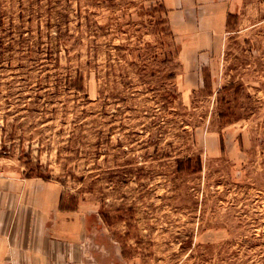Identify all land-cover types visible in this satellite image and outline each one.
Here are the masks:
<instances>
[{
  "label": "rangeland",
  "instance_id": "obj_1",
  "mask_svg": "<svg viewBox=\"0 0 264 264\" xmlns=\"http://www.w3.org/2000/svg\"><path fill=\"white\" fill-rule=\"evenodd\" d=\"M231 28L190 80L160 0H0V167L102 259L264 264V0Z\"/></svg>",
  "mask_w": 264,
  "mask_h": 264
},
{
  "label": "crops",
  "instance_id": "obj_2",
  "mask_svg": "<svg viewBox=\"0 0 264 264\" xmlns=\"http://www.w3.org/2000/svg\"><path fill=\"white\" fill-rule=\"evenodd\" d=\"M255 1L160 0L188 79L201 78L235 16ZM62 194L56 180L0 167V264H122L100 257L86 207H61Z\"/></svg>",
  "mask_w": 264,
  "mask_h": 264
},
{
  "label": "trees",
  "instance_id": "obj_3",
  "mask_svg": "<svg viewBox=\"0 0 264 264\" xmlns=\"http://www.w3.org/2000/svg\"><path fill=\"white\" fill-rule=\"evenodd\" d=\"M38 176H40V175H38ZM61 207H64V206H63V202H62V199H61Z\"/></svg>",
  "mask_w": 264,
  "mask_h": 264
}]
</instances>
